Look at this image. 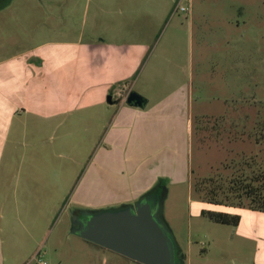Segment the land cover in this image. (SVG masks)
<instances>
[{
    "label": "crops",
    "instance_id": "1",
    "mask_svg": "<svg viewBox=\"0 0 264 264\" xmlns=\"http://www.w3.org/2000/svg\"><path fill=\"white\" fill-rule=\"evenodd\" d=\"M80 2L85 3V26L90 20V38L74 31L75 40L65 39L72 35L73 13L67 11L0 13V264L36 260L40 247L48 242L46 233L58 202L69 199L71 233L97 244L73 232L76 217L84 211L133 204L157 191L165 197L168 183L192 175L195 116L214 114L195 109L191 72L175 74L173 66L178 64L167 71L165 49L153 50L177 0H47L53 5ZM90 2H94L91 16ZM243 47H238L239 63L242 49L246 62ZM263 62L264 57L257 60ZM246 67L253 73L238 71L240 84L244 74V85L250 78L263 91L264 68ZM163 70L169 75L166 82L175 84L157 98L147 96L152 86L160 88ZM99 85L112 91L117 110L104 132L100 154L71 192L65 173L45 170L50 160L39 157V149L46 147L54 118L69 115L72 100L100 96ZM243 88L238 99L245 97L247 85ZM131 90L145 97V107L125 101ZM196 205L199 213L210 209L238 214L233 231L252 242L250 264H264V211L200 200ZM162 214L179 245L163 209Z\"/></svg>",
    "mask_w": 264,
    "mask_h": 264
},
{
    "label": "rangeland",
    "instance_id": "2",
    "mask_svg": "<svg viewBox=\"0 0 264 264\" xmlns=\"http://www.w3.org/2000/svg\"><path fill=\"white\" fill-rule=\"evenodd\" d=\"M190 2L192 8L188 12L179 10L176 4L173 6L174 11L163 26L153 50L157 53L159 48L165 49L163 56L167 71L173 64H178L179 67L173 66L175 74L191 72L189 79L194 82L195 109L214 114H207L210 121L208 130H197L195 122L206 115L195 116L189 159L192 175L184 181L166 185L162 208L177 232L184 264H250L254 254L252 242L235 235L233 225L214 222L197 212L196 202L200 195L196 194L194 182L212 177L213 184L219 181L224 184L228 175L238 172L237 163L234 169L227 167L232 159L240 161L252 154L257 155L259 164L264 163V86L263 91L257 89L247 78L245 97L238 99L239 88L246 86L244 74L253 73L246 66L257 67L255 70L264 68V62L257 64V60L264 57V0H183L182 5L187 6ZM88 7L91 16L94 2H90ZM50 9L73 13L72 35L65 39L75 40L74 31L84 38L91 37L90 20L85 26L82 17L85 11L83 2L53 5L45 0L37 6L35 0H0V13L41 14ZM240 45L247 48L246 62L243 49L240 52L242 63H239ZM258 49H261L260 53ZM167 71L161 73V83L157 85L160 88L152 86L147 96L157 98L175 84L166 82ZM238 71L244 73L241 84ZM98 88L100 96L72 100L71 113L54 118L55 126L49 127L46 133V147L40 146L39 149V157L50 160L49 164H44L45 170L65 173L66 188L68 181L71 192L100 154L105 145L104 132L117 110L116 101H108L112 93L108 86L99 85ZM253 91L257 94L253 95ZM225 113L229 116L225 124H215L212 128L214 118ZM40 170H43L41 165ZM68 200L57 203L55 216L46 233L48 242L38 252L48 264H143L74 236L67 226ZM30 264H37V259Z\"/></svg>",
    "mask_w": 264,
    "mask_h": 264
},
{
    "label": "water",
    "instance_id": "3",
    "mask_svg": "<svg viewBox=\"0 0 264 264\" xmlns=\"http://www.w3.org/2000/svg\"><path fill=\"white\" fill-rule=\"evenodd\" d=\"M113 102L112 95L108 97ZM125 101L145 107L147 100L135 90ZM140 198L136 203L97 211H84L76 217L73 232L143 264H184L179 246L162 214L164 197Z\"/></svg>",
    "mask_w": 264,
    "mask_h": 264
},
{
    "label": "trees",
    "instance_id": "4",
    "mask_svg": "<svg viewBox=\"0 0 264 264\" xmlns=\"http://www.w3.org/2000/svg\"><path fill=\"white\" fill-rule=\"evenodd\" d=\"M206 116L208 117V115ZM206 116L205 118L200 117L195 121L197 122V130H201V128L208 130L210 128L208 126L210 123L209 117L206 118ZM226 117H229L226 113L218 115L214 118L215 121L211 124V127L215 126V124L224 125ZM245 119L247 120V117ZM216 128L219 129L218 127ZM257 158V155L251 154V156L242 157L240 161L232 159L228 164L226 163L227 167L233 169L237 163L239 168L237 169L238 172H232L228 175L224 184H220L222 181H219V185L217 183L213 184L212 177L196 179L194 189L196 194L200 195L198 200L217 205L246 207L264 211V163L259 164ZM162 181L161 179L159 183L162 184ZM201 214L214 222L233 226H236L240 220L238 214L223 211L203 209ZM179 251L181 258L184 259V254L180 249Z\"/></svg>",
    "mask_w": 264,
    "mask_h": 264
},
{
    "label": "built area",
    "instance_id": "5",
    "mask_svg": "<svg viewBox=\"0 0 264 264\" xmlns=\"http://www.w3.org/2000/svg\"><path fill=\"white\" fill-rule=\"evenodd\" d=\"M182 2H183V0H179V3L177 5V8L179 10H181V11H184V12L190 11L191 8H192L191 7V4H188L187 6H185V5H182ZM36 259H37V264H48L47 261L42 258V256L40 255V253L37 255Z\"/></svg>",
    "mask_w": 264,
    "mask_h": 264
},
{
    "label": "flooded vegetation",
    "instance_id": "6",
    "mask_svg": "<svg viewBox=\"0 0 264 264\" xmlns=\"http://www.w3.org/2000/svg\"><path fill=\"white\" fill-rule=\"evenodd\" d=\"M149 196H152L151 198L153 199V200H157V199H161L162 198V196H163V193L160 191V192H154V193H152L151 195H148L147 197H149ZM81 216H82V214H81ZM178 254V259L179 260H182V258H181V256H180V254H179V252L177 253Z\"/></svg>",
    "mask_w": 264,
    "mask_h": 264
}]
</instances>
